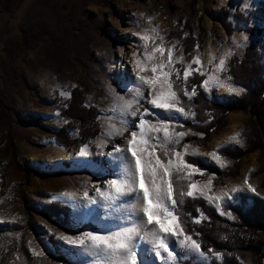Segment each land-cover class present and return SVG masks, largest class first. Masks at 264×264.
<instances>
[{
	"label": "rangeland",
	"instance_id": "374dc122",
	"mask_svg": "<svg viewBox=\"0 0 264 264\" xmlns=\"http://www.w3.org/2000/svg\"><path fill=\"white\" fill-rule=\"evenodd\" d=\"M223 19L231 30L229 37L220 24ZM144 23L147 26L146 31L140 32V25ZM20 29H34L41 35V40L33 50L13 49L21 41ZM150 37L156 45H161L163 38V47L166 49L172 46L174 49L173 59L176 62L173 70H178L180 75L177 81L179 97L194 101L196 92L188 97L184 95V91H189L188 81L200 79V88L209 100L238 99L241 92L229 91L234 86L225 75L226 69L218 74L219 84H212L208 91L201 87L208 76L197 69L202 68L204 72L212 75L214 64L219 62L222 55L232 53L227 57V63L232 56L240 55L246 47L264 58V0H25L12 20L0 13V92L3 89V62L20 73L26 86L15 95L10 124L6 128L0 126V133L4 132L10 138L11 146L16 152V160L12 161L9 150L0 146V153L3 150L0 155V178L2 168L5 167L4 179H0V204L8 198L10 189L15 184H20L24 176L27 183L22 190L32 202L40 206L53 204L61 210L66 208V222H71L75 227H97L93 221L82 218L87 210L83 206L73 207L71 203L65 204L64 198H52L59 197L61 192L78 197L80 188L83 197L86 182H91L93 177L119 178L125 174L124 164L127 161L122 162L120 154L107 156V152L117 143L124 142L121 140L122 136L108 135L120 129L121 120L124 118L115 107L118 101L113 93L123 95L125 99L134 96L139 82L135 80L131 64L132 54L136 52L137 57L143 59L150 53L149 45L146 44L144 52H141L140 45L137 44V40L146 42ZM243 37H247V40L237 49L233 40L239 43ZM193 56L202 61L200 66L191 63ZM145 63L151 67L150 61ZM186 64L190 75L185 83L183 70ZM170 79L175 80V75ZM114 85L119 87L118 92ZM72 90L79 91L85 108H94L97 111L99 133L85 144L66 147L57 142L56 135L61 131L71 141H77L78 128L69 119L62 117L58 108L69 99ZM189 93H193V90ZM28 117L39 120L37 126L26 125L23 119ZM1 119L0 115V121ZM192 119L193 115L189 112L187 118L179 119L174 130L183 131L180 124L192 122ZM248 120V114L229 113L226 116L227 126L221 132L213 133L206 141L202 139L203 135L184 130L186 134L175 146L176 150L184 151V157L199 159L206 165L211 164L222 173L228 163L217 151L226 146L244 150L240 133ZM129 129L125 135L131 130ZM232 136H237V140H230ZM101 141L104 142L103 146L97 149L96 145ZM85 145L88 146L89 155L78 160L76 153ZM210 153L218 155L220 161L217 162ZM60 154L64 156L60 167L50 170L48 161ZM159 154L163 157L162 152ZM220 163L224 166L221 167ZM236 173V177L224 179L221 186L216 188L212 186L214 175H206L199 169L191 174V179L184 174H180L179 178L187 184L198 182L197 188L211 181L209 195L223 197V193H231L233 188H239L240 191L235 196L264 200V149L256 150L240 160ZM245 177L255 189L254 193H249L244 186ZM89 192L94 194V189ZM190 199L203 200L206 206L228 222H231L232 217L229 219L230 213L223 209L237 204L235 199L225 200L220 212H217L215 204H210L201 196ZM135 202L136 198L133 197L132 200L124 202L123 207L110 209L111 217L120 218L117 222L124 226L137 224L138 220L134 217L139 214L132 212ZM104 211L102 207H98L96 214L103 215ZM1 212L5 214L2 210ZM21 212V207L12 205L8 214H0V221H3L0 224L18 223ZM127 212H132L133 215L123 219ZM30 215L35 231L25 233L26 249L28 252L31 248L35 252L44 253L42 256H33L29 252L32 257L44 258L47 253H53L56 249L66 255L69 264H81L82 261L90 259L86 254L77 253V250L63 245L57 239L56 233L76 234L79 231H68L42 213L32 212ZM79 218L81 219L77 222ZM259 238L264 241V233H259ZM235 256L241 264H252V257L248 253L237 251ZM210 260L206 254L201 257L179 247L171 264H178L180 261L209 264Z\"/></svg>",
	"mask_w": 264,
	"mask_h": 264
},
{
	"label": "snow or ice",
	"instance_id": "6c2138e0",
	"mask_svg": "<svg viewBox=\"0 0 264 264\" xmlns=\"http://www.w3.org/2000/svg\"><path fill=\"white\" fill-rule=\"evenodd\" d=\"M144 39V37H141ZM247 40L243 37L239 43L234 39L233 44L239 49ZM167 52V60L164 53ZM173 47L166 49L162 44L154 46L150 53H147L143 59L137 57L133 52L131 64L135 74V80L139 86L135 89V94L131 99H125L123 95H117L118 103L115 107L124 118L121 124H127L131 129L127 135L124 129H117L110 132V136H122L124 143H117L107 152V156L120 154L124 164L125 174L119 178L101 176L99 179L93 177L91 182H86V188L82 199L67 192H61L59 197H53V200L64 198V203H71L73 207L83 206L85 209H97L102 207L105 211L103 215L97 214L95 217L88 216L87 219L93 221L97 227L95 229H85L76 234L60 232L56 233L58 241L63 245L77 250V253L86 254L90 259H86L81 264H155L156 260L164 264V255L169 261L174 259V253L169 243V238H174L181 249L188 253H196L204 256L200 244L190 235L183 231V225L180 222L178 214L174 211L178 201L174 190L173 176L179 178L184 174L191 179V174L198 169L187 163L183 157L184 151H177L176 145L180 143L184 135L183 131H175V126L180 118H187L189 110L179 106L181 101L177 92V81L180 79L179 71L173 70ZM159 53V59L156 54ZM232 53L228 52L219 58V62L214 64V74L209 75L202 68H198L208 79L203 81L201 87L208 91L212 84H219L218 74L226 69L227 57ZM145 61L151 62L149 68ZM191 63L200 66L202 61L193 56ZM209 63H212L209 60ZM151 73L150 75L148 73ZM143 73V74H142ZM175 75L176 79H170ZM190 75L187 64L183 70L184 82ZM119 91V87L114 85ZM146 88V92L142 89ZM196 86L193 85V93L184 91V95L190 97L194 94ZM230 92L239 93L241 88L231 87ZM67 95V93H62ZM183 127V124H180ZM201 136L203 133L200 134ZM230 140H237V136L230 137ZM103 141L97 143V149H101ZM126 145V147H125ZM187 147V145H185ZM88 146H82L76 153L79 158L89 155ZM163 153V157L159 153ZM217 162L220 158L215 153H210ZM223 167V163H220ZM203 171V170H199ZM198 182H190L187 185V191L181 192L180 196L195 198L197 195L203 197L210 204L214 203L217 212H220L221 205L225 200L235 199L240 189L233 188L231 193L220 195H209L211 181L203 187L197 188ZM244 186L249 193H254L255 189L248 183V178H244ZM88 187L94 189V194H90ZM136 198L139 204V213L142 214V225H145L144 231H141V225L124 226L117 222L120 218H113L110 215V209L123 207L127 200ZM85 211V212H87ZM223 215V213H220ZM132 212H127L123 219L131 217ZM83 218V217H82ZM81 218L77 219L79 222ZM140 220L141 216L134 217ZM195 219V218H194ZM231 219V216H229ZM3 222V221H0ZM198 223L199 220L196 219ZM51 231V229H50ZM142 241H149L155 252V258L145 259V251L140 247ZM212 252V249H208ZM33 256H42L43 252H35L29 248ZM216 259L221 258L219 252L214 253Z\"/></svg>",
	"mask_w": 264,
	"mask_h": 264
},
{
	"label": "trees",
	"instance_id": "16d2710c",
	"mask_svg": "<svg viewBox=\"0 0 264 264\" xmlns=\"http://www.w3.org/2000/svg\"><path fill=\"white\" fill-rule=\"evenodd\" d=\"M25 0H0V13L10 20L19 11ZM222 29L229 37L231 30L224 19L220 21ZM21 41L14 50L30 51L41 40V35L34 29H20ZM3 51V50H2ZM185 53L186 49H185ZM6 54V52H5ZM225 75L229 77L234 87L241 88L240 97L234 100L215 98L209 100L203 95L200 88L201 80L188 81V90L196 86V99L188 101L186 97H180L182 106L186 111L191 110L192 122H185L182 130H188L193 134L203 133V140H207L213 133L221 132L226 126V116L229 113L248 114L249 120L241 130L240 137L243 139L245 149L234 146H226L217 151V154L227 161L228 166L222 172L211 164L206 165L203 161L184 157L187 163L203 170L206 175L213 174V187L221 186L224 179L236 177V170L240 160L256 150L264 149V58L247 47L240 55L232 56L226 63ZM2 85L0 92V126L6 128L10 124V113L15 95L25 88V82L20 73L11 69L7 63L2 64ZM191 80V79H190ZM188 91V92H189ZM212 97V96H211ZM5 102L7 104H5ZM180 103V104H181ZM60 115L69 119L78 128V140L71 141L63 132L56 135L59 144L66 147H75L77 144H85L99 133L97 124V111L94 108H85L78 90H72L70 97L58 108ZM26 125L37 126L39 120L28 117L23 119ZM7 130V129H6ZM4 132L0 133V146L9 150L12 161L16 160V152L11 146V140ZM3 154V150L0 155ZM16 168L20 170V167ZM2 168L1 180L4 179ZM26 177L22 176L20 184H15L9 191V196L0 204L1 210L8 214L12 205L22 208L18 223L0 224V264H69L65 254L56 249L53 253H47L44 258L32 257L25 246L24 235L27 232L34 233L35 225L31 213H42L45 217L59 223L68 231H81L89 225L73 226L66 217L67 209H59L56 205L40 206L25 196L22 187L27 183ZM193 180H200L193 178ZM174 190L178 201L175 212L183 225V231L195 239L201 246V250L211 258L209 264H241L235 253L237 251L250 254L252 264H263L264 241L259 238V233H264V200L235 196L237 204L224 208L232 217L231 222L224 220L212 208L206 206L201 199L181 197L180 193L186 191L188 185L184 180L173 176ZM59 213V214H58ZM4 214V215H5ZM3 215V216H4ZM199 219L197 223L195 219ZM208 249H212L209 252ZM219 252L221 258H215L214 253ZM178 264H198L191 261H180Z\"/></svg>",
	"mask_w": 264,
	"mask_h": 264
},
{
	"label": "bare ground",
	"instance_id": "6f19581e",
	"mask_svg": "<svg viewBox=\"0 0 264 264\" xmlns=\"http://www.w3.org/2000/svg\"><path fill=\"white\" fill-rule=\"evenodd\" d=\"M146 24L144 23V24H141L140 25V32H142V31H146ZM149 34V33H148ZM136 38V37H135ZM137 44L138 45H140V48H139V50L141 51V52H144V50H145V45L147 44V45H149V48L152 50V48L154 47V46H158V45H156V44H154V42H153V38H149V40L148 41H146L145 42V40H137ZM164 55V58H165V60H167V52L165 51V53L163 54ZM159 56H160V54L159 53H157L156 54V57H157V59H159ZM128 80H130V77H128ZM142 91H144V92H146V88H144V89H142ZM123 119H131V118H123ZM121 128H123L124 129V134L127 132V130H128V128H129V126L127 125V124H121V126H120V129ZM130 130V129H129ZM122 138V137H121ZM121 140H123V138L121 139ZM124 143V142H123ZM64 159V156L62 155V154H60V155H58L55 159H50L49 161H48V167H49V169L50 170H56V169H58L59 167H60V162L62 161ZM85 191V190H84ZM88 191H90V189L88 188ZM138 209H139V204L137 203V202H135V208L133 209V211L132 212H134V213H138L140 216H141V219L140 220H138L137 221V225L138 224H140L141 225V231L143 232L144 231V228L146 227L145 225H142V214H140L139 213V211H138ZM97 210V209H96ZM96 210L95 209H90V210H86L87 212H85L83 215V218H84V220H87V218H88V216H95V215H93V214H96ZM98 212V211H97ZM97 215V214H96ZM89 220V219H88ZM169 243H170V245H171V249H172V251H173V253H174V257H175V255H176V251H177V249L180 247L179 246V244L177 243V242H175V240H174V238H169ZM140 247L141 248H143L144 249V251H145V253H146V255H145V258L146 259H148V260H152V259H154L155 258V252H154V250H153V248L152 247H150V242L149 241H142L141 243H140ZM171 262H172V260L171 261H169L168 259H167V256H166V254L164 255V264H171ZM155 264H161V261H159V260H156L155 261Z\"/></svg>",
	"mask_w": 264,
	"mask_h": 264
},
{
	"label": "crops",
	"instance_id": "0c3cea01",
	"mask_svg": "<svg viewBox=\"0 0 264 264\" xmlns=\"http://www.w3.org/2000/svg\"><path fill=\"white\" fill-rule=\"evenodd\" d=\"M93 190V188H90V191ZM77 198L78 199H82V192H81V188L79 189V191L77 192Z\"/></svg>",
	"mask_w": 264,
	"mask_h": 264
}]
</instances>
